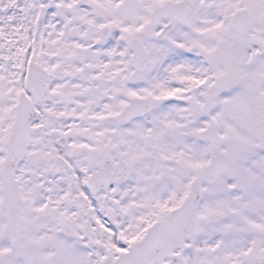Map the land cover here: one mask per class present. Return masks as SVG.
I'll return each instance as SVG.
<instances>
[{
  "label": "snow or ice",
  "instance_id": "snow-or-ice-1",
  "mask_svg": "<svg viewBox=\"0 0 264 264\" xmlns=\"http://www.w3.org/2000/svg\"><path fill=\"white\" fill-rule=\"evenodd\" d=\"M0 264H264V0H0Z\"/></svg>",
  "mask_w": 264,
  "mask_h": 264
}]
</instances>
